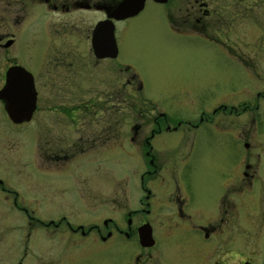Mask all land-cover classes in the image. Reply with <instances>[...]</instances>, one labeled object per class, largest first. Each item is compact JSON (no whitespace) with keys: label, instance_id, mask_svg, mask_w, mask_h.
Instances as JSON below:
<instances>
[{"label":"flooded vegetation","instance_id":"af4514ba","mask_svg":"<svg viewBox=\"0 0 264 264\" xmlns=\"http://www.w3.org/2000/svg\"><path fill=\"white\" fill-rule=\"evenodd\" d=\"M123 1L35 0L38 7H44L46 16L51 18H44L46 51L51 49L59 52L57 56L45 59L47 75L39 74L42 66L33 74L22 63L11 65L3 76L0 75L3 82L1 94L6 86L7 71L12 67L25 69L33 78L36 103L30 121L17 124L9 118L7 103L0 98V134L5 136L6 129L9 135L12 134V137L1 140L5 147H2L4 150L0 149L3 152L0 159V264L42 263V258L48 254L42 246H48L51 242L48 230L61 227L60 221L47 222L37 216L43 203L47 204V194L40 197L38 193H33L27 156L25 154L17 158L13 151L16 131L27 132L36 127L34 122L39 113L42 114L40 126H47L49 109L55 112L47 106L50 100L76 97L90 99L83 108L85 114L113 112L119 115L120 122L115 124L114 140L117 141L116 137L119 136L120 142L125 140L133 143L146 162L139 178L142 197L138 200V210L127 212L120 220L111 215L103 222L104 233L100 225H94L87 233L80 227L78 231L81 232V238L90 239L92 245L99 243L110 249L111 253H116L119 258L117 264H264V202H261L264 197L259 196L264 194V141L254 145L253 141H246L252 138V134L242 133L237 121L242 115L240 110L243 114H256L260 109L257 105L261 99L264 100V68L259 71L256 64L260 53L264 56V44H248L242 49L236 43L224 41V35L229 31L224 15L228 14L227 10L239 7L242 0H166L164 3L147 0L144 9L135 17L123 21L110 19L115 27L116 40L119 23L136 18L148 4L162 6L172 32L197 36L216 44L221 53L241 65L257 84L253 96L256 100L254 107L248 103H222L209 111L193 112L186 118L173 116L172 112L162 107H150L146 101H141L143 106L139 108L130 106V100L145 98L143 83L136 74L127 76L129 67L121 64H118L115 72L125 75L112 77L114 69L105 65V62L118 60L117 40L118 56L115 59H98L95 56L92 47L95 27L112 17L116 7ZM226 1L238 4L227 6ZM261 2L264 4V0ZM255 11L256 5L249 12L253 19V26L249 30L260 35L264 20L259 22ZM89 14L100 16L91 29L86 28L85 23V27L80 23L81 19H90ZM258 23L261 25L260 30H257ZM10 41L12 45L6 47ZM15 45L14 34L2 32L0 22V50L7 55ZM73 51H76V58H73ZM100 77L104 80L98 79ZM27 96L24 94L21 97L26 99L14 104H32L33 100ZM97 98L105 100L103 105L92 100ZM130 110L138 114L140 123L131 124L133 135L129 140L125 115ZM66 112L76 113V106ZM224 117L231 122H221L220 119ZM74 123L79 143L76 146L83 147L82 143L85 142L90 148L98 145L106 148L113 140L112 124L110 127L105 124L103 128L99 124L97 129L96 124L80 127L78 122ZM208 127L219 134L217 147L220 161L217 186L213 189L199 186L198 168L194 163L198 145L192 143L198 138L195 135L204 129L207 133ZM124 131H127L126 135ZM165 135L175 137L171 139L170 150L163 153L155 149L154 143ZM204 143L201 144L203 149L208 146H204ZM48 145L49 141L46 140L45 147ZM47 153L44 150L48 160ZM22 164L21 168L18 167ZM250 195L252 197L242 203V197ZM120 202H123L120 198H109L111 214L117 210V205H123ZM146 225L151 229L148 241L141 233ZM160 233L170 241V250H160V246L165 243L161 241L162 238L158 241Z\"/></svg>","mask_w":264,"mask_h":264},{"label":"rangeland","instance_id":"374dc122","mask_svg":"<svg viewBox=\"0 0 264 264\" xmlns=\"http://www.w3.org/2000/svg\"><path fill=\"white\" fill-rule=\"evenodd\" d=\"M261 1L263 0H242L236 9L227 10L224 22L228 25L226 27L229 31L227 30V34L224 35L225 42L236 43L242 49L248 44H264L263 25L260 35L249 30V27L253 26V19L250 18L252 14L249 15V12L254 5L257 20L259 22L264 20V4ZM234 3L238 4L234 1L231 3L226 1L225 4L230 6ZM38 5L35 0H1L2 32L13 33L16 40V45L7 55L0 50L1 76L14 64H23L33 74L42 66V72L39 74L44 75L47 72L45 59L57 56L59 51L51 49L46 51L43 26L44 18L49 16H46V9ZM165 11L162 6L148 4L142 14L117 25L119 57L116 62L107 61L105 65L114 69L113 78L125 75L115 72L118 64L129 67L127 76L136 74L143 83L145 98L130 100V106L139 108L143 106L141 101H146L150 107H162L172 112L173 116L183 118L193 115V112L209 111L222 103L225 105L248 103L247 105L251 107L256 106L253 96L257 84L247 75V71L229 59L226 54L221 53L216 44L197 36L177 35L172 32L167 24ZM88 18L90 19H81L80 23L83 27L91 29L100 16L89 14ZM260 28L261 25L258 23L257 30ZM73 58H76V51H73ZM257 59V69L260 71L264 68L263 53H260ZM262 72L264 73V70ZM2 83L0 80V87ZM96 86L98 87V84ZM134 95L138 96L136 93ZM89 100L78 97L52 99L47 106L53 108L55 112L49 109L47 126H40L42 114L39 113L34 122L36 127L28 129L27 132L16 131V146L13 151L17 158L25 154L27 156L33 193H38L40 197L47 194V204L43 203L44 205L37 211V216L47 222L54 220L61 223L59 229L51 227L48 230L51 242L48 246L45 244L42 246L43 251L45 253L48 251V254L44 255L42 263L39 264H117L119 258L116 253H111L110 249L99 243L92 245L90 239L80 237L81 232L78 230L82 227L87 233L94 225H100L104 233L103 222L111 215L120 220L127 212L139 208L138 200L142 197L139 178L146 162L133 143L125 140L120 142L119 136L116 137L117 141L114 140L115 124L120 122L119 115L113 112L85 114L83 108ZM92 100L98 105L105 102L104 99L98 98ZM75 106L76 113L66 112ZM257 106L260 109L256 114H243L240 110L242 115L237 120L242 133L252 134V138L246 141H253V145L264 141V100L261 99ZM125 117L128 134L124 131V135L127 134L130 140L133 135L131 124L140 123V118L131 110ZM220 121L231 122L227 117ZM74 122H78L77 125L80 127L96 124L97 129L99 124L102 128L105 124L106 127L112 124L113 140L106 148L99 145L90 148L85 142L82 143L83 147L76 146L79 143ZM205 129L198 132L195 135L198 137L196 142H192L198 145L195 149L194 163L198 168L199 186L213 189L217 186L220 161L217 147L219 134L211 127H208L207 133ZM5 131L7 132L5 136L0 134L1 150H4L1 140L12 137L7 129ZM174 137L165 135L154 143L155 149L166 153L170 150L171 139ZM46 140L49 141V147H45ZM203 143L204 146L208 144L205 149L201 146ZM44 150L48 151V160ZM2 155L3 152L0 151V159ZM22 166L23 164L18 165L20 168ZM259 196L264 197V194ZM116 197L123 200L120 202L123 205H117V210L111 214L109 198L115 200ZM251 197L243 196L242 203ZM160 238L163 243L165 242L160 246V250L163 252L170 250V241L161 233L157 236L158 241Z\"/></svg>","mask_w":264,"mask_h":264},{"label":"water","instance_id":"95a60500","mask_svg":"<svg viewBox=\"0 0 264 264\" xmlns=\"http://www.w3.org/2000/svg\"><path fill=\"white\" fill-rule=\"evenodd\" d=\"M147 0H124L116 7L114 15L109 19L97 24L93 33L92 47L95 56L98 59L111 58L115 59L118 56V49L115 40V27L112 19L115 21H123L138 15L143 9ZM158 3H164L166 0H154ZM12 41L8 42L6 47L12 45ZM14 92V93H13ZM28 95L27 98L33 100L32 104L21 106L14 102L24 101L21 96ZM0 98L6 101V111L9 118L17 124L30 121L35 109V95L33 78L30 73L21 67H12L6 74V86L1 91ZM146 241L151 237V229L148 225L141 229ZM143 237V236H142Z\"/></svg>","mask_w":264,"mask_h":264}]
</instances>
